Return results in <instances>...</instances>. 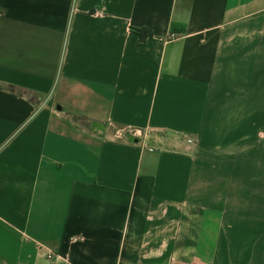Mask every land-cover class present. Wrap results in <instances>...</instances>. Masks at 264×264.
I'll return each mask as SVG.
<instances>
[{
    "label": "crops",
    "instance_id": "1",
    "mask_svg": "<svg viewBox=\"0 0 264 264\" xmlns=\"http://www.w3.org/2000/svg\"><path fill=\"white\" fill-rule=\"evenodd\" d=\"M0 264H264V0H0Z\"/></svg>",
    "mask_w": 264,
    "mask_h": 264
},
{
    "label": "trees",
    "instance_id": "2",
    "mask_svg": "<svg viewBox=\"0 0 264 264\" xmlns=\"http://www.w3.org/2000/svg\"><path fill=\"white\" fill-rule=\"evenodd\" d=\"M136 32L139 34L141 39H144L145 37L149 36L151 34V32L149 30H141V29H135ZM7 89H9L10 91H13L17 94H27L29 92H27L26 90L16 87V86H8ZM75 117V116H73Z\"/></svg>",
    "mask_w": 264,
    "mask_h": 264
},
{
    "label": "water",
    "instance_id": "3",
    "mask_svg": "<svg viewBox=\"0 0 264 264\" xmlns=\"http://www.w3.org/2000/svg\"><path fill=\"white\" fill-rule=\"evenodd\" d=\"M90 126L92 129H96V130H103L104 129V125L103 124H100L98 122H95V121H92L90 123Z\"/></svg>",
    "mask_w": 264,
    "mask_h": 264
},
{
    "label": "built area",
    "instance_id": "4",
    "mask_svg": "<svg viewBox=\"0 0 264 264\" xmlns=\"http://www.w3.org/2000/svg\"><path fill=\"white\" fill-rule=\"evenodd\" d=\"M174 37H175L174 34H169V38H170V39H172V38H174ZM77 239H78V238H76V237L73 238V240H77ZM48 257L51 258V255H48Z\"/></svg>",
    "mask_w": 264,
    "mask_h": 264
},
{
    "label": "rangeland",
    "instance_id": "5",
    "mask_svg": "<svg viewBox=\"0 0 264 264\" xmlns=\"http://www.w3.org/2000/svg\"><path fill=\"white\" fill-rule=\"evenodd\" d=\"M75 119V118H74Z\"/></svg>",
    "mask_w": 264,
    "mask_h": 264
}]
</instances>
